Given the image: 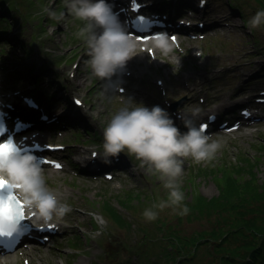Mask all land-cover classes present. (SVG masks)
Listing matches in <instances>:
<instances>
[{
  "label": "rangeland",
  "instance_id": "obj_1",
  "mask_svg": "<svg viewBox=\"0 0 264 264\" xmlns=\"http://www.w3.org/2000/svg\"><path fill=\"white\" fill-rule=\"evenodd\" d=\"M155 1L158 6L154 9L160 12L174 11L176 5L186 9L193 5L192 0ZM204 2L207 4L200 13L196 11L194 22L185 9L178 11L179 19L184 16L188 24L194 25V30L188 28V32L200 34L197 41L192 40L195 35H185L184 40L176 42L178 48L174 45L163 57L154 45L148 50L141 48L139 55L150 62L149 67L145 64V73L134 78L113 77V83L119 86L114 90L92 76L86 62L80 64V68L86 67L84 70L74 66L79 57L89 59L86 44L75 35L83 23L67 15L57 22L42 11L65 10L62 0H0V72L1 84L7 86L4 92L14 88V79L26 85L10 97L22 105V95L34 94L49 112L57 109V125L50 126L64 131L62 135L54 134L61 143L69 142L68 135L79 140L80 145L66 146L68 153L63 152L68 161L65 170L57 175H49V167L44 170L48 186L54 192L63 190L67 204H76L74 211L83 215L76 218L77 223L71 222L69 233H62L48 246L19 249L14 263L8 256H0V264H145V258L150 264H225V255L237 252L242 255L237 254L227 264H259L264 258V243L247 255L240 233L243 229L245 237L264 239V121L236 132L214 131L212 139L219 140L223 147L210 164L197 165L191 158L184 161L179 183L185 194L183 203L189 209L186 216L165 209L155 221H145L143 211L167 199L162 182L126 154L113 158L110 164L102 161L103 129L116 112L133 106L128 104L129 98L148 108H163L188 97L183 114L188 117L193 107L200 111L210 107L227 110L226 100L220 97L224 92L229 101L250 103L258 112H264V105L254 104L252 98L254 92L260 94L264 88V25L252 30L247 25L257 11L264 10V0ZM197 6L200 8V3ZM151 49L159 56L151 54ZM139 72L143 71L139 68ZM197 73L201 78L196 77ZM184 82L195 89L182 90ZM198 89L201 92L193 96ZM238 109L227 111V125L234 123ZM95 118L102 124L100 128L92 125ZM75 124L83 130L81 133ZM47 138L60 142L53 136ZM82 156L90 158L91 166L97 165L94 168H104L96 173L88 171L90 166ZM125 170L127 173L120 175ZM107 172H114V179L105 178ZM217 240L222 241L221 246H215Z\"/></svg>",
  "mask_w": 264,
  "mask_h": 264
},
{
  "label": "clouds",
  "instance_id": "obj_2",
  "mask_svg": "<svg viewBox=\"0 0 264 264\" xmlns=\"http://www.w3.org/2000/svg\"><path fill=\"white\" fill-rule=\"evenodd\" d=\"M62 2L65 10L57 12L43 8L42 11L57 22L63 21L67 15L83 23L75 35L86 44L89 57L86 63L92 76L118 90L119 86L113 83L112 78L136 56V46L112 5L108 0ZM247 25L250 30L264 25V10L257 11ZM159 35L160 38L153 44L163 55H168L171 51L170 37L163 33ZM127 100L133 106L116 112L103 129L102 161L110 164L113 158L126 154L134 157L141 168L162 182L168 193L167 199L146 208L142 213L145 221H155L165 209L186 216L189 209L183 203L185 194L179 183L184 161L191 158L197 165L210 164L222 149V143L206 134L203 125L196 126L199 108L193 107L188 117L182 114V109L178 112L177 119L186 129L181 132L170 114L160 106L148 108L130 98ZM0 180L7 182L33 217L34 223L41 227L61 222L72 211L71 206L61 202L48 186L39 158L32 153L16 151L0 159ZM6 226L13 232L18 230L13 224Z\"/></svg>",
  "mask_w": 264,
  "mask_h": 264
},
{
  "label": "bare ground",
  "instance_id": "obj_3",
  "mask_svg": "<svg viewBox=\"0 0 264 264\" xmlns=\"http://www.w3.org/2000/svg\"><path fill=\"white\" fill-rule=\"evenodd\" d=\"M135 1H137L138 3H141L142 5H143V2H141V1H139V0H135ZM145 2H148L149 0H144ZM192 2H193V7L190 9V15L188 16L190 19H196V16L194 15L195 13H196V11L198 12V13H200L201 11H202V9L206 6V4H207V2H204V0H192ZM200 3V8H198V6H197V4H199ZM156 6V5H155ZM181 9V7H180V5H176L175 6V9H174V11L170 14V15H167L168 17H170V19H172V20H174V21H177L178 20V16L180 15L179 13H178V11ZM224 21V20H223ZM226 22V21H225ZM228 23V22H227ZM180 26H182V24H178V23H176V25H175V27H180ZM187 27H188V24H187ZM178 30V32H180V33H182L183 31L182 30H180V29H177ZM185 33H188L187 31H185ZM20 38H22V36H20ZM157 39H159V38H157ZM157 39H154V40H157ZM197 39H198V37H194L192 40L193 41H197ZM26 40V39H25ZM153 40V41H154ZM20 41H22V39L20 40ZM133 41V40H132ZM152 42V41H151ZM151 42H143L142 40H136V41H134V43H135V46H136V50H135V55L137 56V58L136 59H134V58H132L131 60H129L128 62H127V64H126V67L125 68H127V71L124 73V71L122 70L121 72H118L117 73V75L116 76H119V77H121V76H123V79H126V78H131V77H133L134 78V76H136L137 74L140 76V74H143V73H145V71H144V68H146V66H145V64H147V66L148 65H150V62H144L143 61V57L141 56V55H139V51H140V47H142V46H146L147 44H149V43H151ZM171 44V43H170ZM158 51H155V52H151V54H154L155 55V57H157V56H159V53H157ZM161 54V56L163 57V54L162 53H160ZM81 62L84 64L85 62H86V58H83V57H79L78 58V61H76L75 63H74V66L78 69V71L79 70H84V69H86V67L85 68H80V64H81ZM6 65H8V64H6ZM145 67H144V66ZM9 66V65H8ZM149 67V66H148ZM10 68L13 70V68H12V66H10ZM139 68L143 71V72H139ZM8 69H9V67H8ZM12 70H9V72L11 73V74H13V72H12ZM74 74H75V77H77V71L75 70V72H74ZM201 74H199V73H197V76L196 77H198V76H200ZM0 76H1V78H2V73L0 72ZM115 77V76H114ZM137 77V76H136ZM195 77V78H196ZM199 78H201V76L199 77ZM19 79V78H18ZM20 80V79H19ZM194 82H196V80H193V85H194ZM190 83H191V81H190ZM21 84V83H20ZM83 84H85L84 82H82V85ZM0 85H1V81H0ZM61 85H62V83H61ZM59 86H60V84H59ZM177 86H180V84H177ZM15 88H16V86H15ZM181 89L182 90H184V89H195L194 87H190V86H185V82H184V85H181ZM4 90L5 89H2V87L0 86V97L1 98H7V100L10 102V100H11V97H10V94H11V89H8L9 91H7V92H4ZM200 93L201 91L198 89V90H196V91H194L193 93V96L196 94V93ZM39 94V93H38ZM29 95V94H28ZM202 96H205V95H202ZM221 98H223V99H225L226 100V104L224 105V108H229V107H235V108H238V107H242L241 108V111L242 110H247L248 111V108H250V109H252V110H255V107L253 106V105H251L250 103H248V104H244L243 102H231V101H229V99H227L226 98V95H225V93L224 92H222L221 93V96H220ZM187 98L188 97H183V98H180L179 100H177V101H172V102H170V103H167V104H165L166 106L164 107L163 106V109H165L169 114H170V116H171V118L174 120V121H177V122H179V124H182V122H181V120H179V119H177L176 118V114H178L176 111H180L181 109L183 110V112H182V114H184L185 113V102L187 101ZM262 98L264 99V96H262ZM71 99V98H70ZM26 100H29V101H31V102H35L36 104H37V106L39 107V108H43L40 104H39V101H40V99H38L37 98V96H35L34 94H31V95H29V98H27ZM87 100H89L90 101V99L88 98ZM73 101L78 105V101H77V99H73ZM183 103H184V105H183ZM26 103H22V105L20 104L19 105V107L22 109L23 108V106L25 105ZM26 106H27V104H26ZM94 108H95V104L94 105H92ZM222 111V109H219V112H221ZM85 112H87V111H85ZM175 112H176V114H175ZM21 115L23 116V118H24V120L28 123H33V127L35 126V128L36 129H34V130H30L28 133H27V137L26 138H24V137H21L20 139H19V142H20V145H21V147H23V146H27V145H29L30 143H39L40 145H42V146H45L46 144H48V143H53V141H51V140H49L48 138H47V135L48 134H51V136H53L54 137V140H56V141H60V142H56V143H58V144H61V145H65V144H62L61 142H63V141H61V140H59L54 134H60V135H62L63 133H64V131L63 130H60L58 133H53L52 131H49V130H41L40 129V127H41V125H43V123H42V121H41V119H37L36 120V115H37V109L36 108H34V109H22V111H21ZM44 115V114H43ZM202 115H203V113L201 112V115H200V117H202ZM249 115H255V114H249ZM200 117H196L195 118V123H196V121L200 118ZM240 117H241V112H240V115L239 114H237L236 115V119H235V121H234V125L235 126H237V129H243V127L244 126H248V124H249V121H244V120H242V119H240ZM98 118V117H97ZM100 119V118H99ZM48 125H52V123H50L49 121H45ZM81 124H83V126L84 127H88V124L85 122L84 123V121L83 120H80L79 121ZM92 125L94 126V127H97V128H100L101 126H102V124L95 118L94 120H93V122H92ZM75 127H76V129H77V125L75 124ZM80 127V126H79ZM81 128V127H80ZM79 129V128H78ZM77 129V130H78ZM81 129H83V128H81ZM83 130H78L77 132L78 133H81ZM68 138L70 139L69 140V142L67 143L70 147H75L76 145H80V143H78L79 142V140L77 141V140H75L74 139V136H71V135H68ZM32 154H34V155H36L38 158H39V156H44L43 154H44V152L43 151H38V152H36V153H32ZM45 156H48L46 153H45ZM94 156V155H93ZM96 156V155H95ZM56 159H59V158H57L56 156H54ZM82 158L84 159V163H87L88 162V166H90L89 167V169H88V171H92L91 170V168H94V167H97V165H95V166H91V159L90 158H88V157H83L82 156ZM96 158V157H95ZM40 160L41 161H43V160H45V158H41L40 157ZM46 160L47 161H43V166L44 165H51V163H49V161H51L52 159L50 158V157H48V158H46ZM93 161H95V162H97L96 160H93ZM104 163V162H103ZM102 164H99V166H101ZM43 169H45V168H43ZM132 169H135L134 167H132ZM127 171L128 170H125V171H123V172H121L120 173V175H122V174H124V173H127ZM44 172L46 173V170H44ZM60 172H62L61 170H57L56 168H52V170H49V175H57V174H59ZM64 191L63 190H60V191H58V192H55V194L57 195V197H58V199L61 201V202H63V203H67V199L65 198V195H64ZM22 202V201H21ZM23 203V202H22ZM69 205V204H68ZM75 205L76 204H72V206H71V208H72V211L65 217V218H69V220L67 221V222H65V221H61V222H59V223H53V225L56 227V228H58V229H62V226L64 227V229H65V234H67V232L69 233V231L72 229V224H71V222H74V223H77L78 222V220L76 221V218L78 217V218H82L83 217V215H81V214H79V213H77V212H75L74 210L76 209L75 208ZM263 209H264V207H263ZM25 218L27 219V220H29V221H33V217L28 213V211H27V209L25 208ZM66 224V225H65ZM74 225V224H73ZM67 231V232H66ZM31 249V248H30ZM17 251V248L14 250V252L12 253V254H9V255H7L9 258V260H12V262L14 263L15 261H13V259H16V255L14 256V253ZM14 256V257H13ZM13 257V258H12ZM9 260H6V263H8V261ZM32 260V259H31Z\"/></svg>",
  "mask_w": 264,
  "mask_h": 264
},
{
  "label": "snow or ice",
  "instance_id": "obj_4",
  "mask_svg": "<svg viewBox=\"0 0 264 264\" xmlns=\"http://www.w3.org/2000/svg\"><path fill=\"white\" fill-rule=\"evenodd\" d=\"M175 40V38H172ZM79 103V102H77ZM206 128V126H205ZM18 149L12 143H0V159L6 158L12 152ZM57 168L60 165H56ZM9 190L6 196L0 197V235L11 236L13 233L10 230H5L6 224H16L25 218V206L18 197L11 191L12 188L6 181L0 180V193Z\"/></svg>",
  "mask_w": 264,
  "mask_h": 264
},
{
  "label": "trees",
  "instance_id": "obj_5",
  "mask_svg": "<svg viewBox=\"0 0 264 264\" xmlns=\"http://www.w3.org/2000/svg\"><path fill=\"white\" fill-rule=\"evenodd\" d=\"M243 1V0H242ZM14 5H15V3H14ZM13 5V6H14ZM9 6V5H8ZM14 7H18L17 5H15ZM21 17V16H20ZM27 19H29V17H28V15H27V17H26ZM21 21H23V17H21ZM2 32H4V31H2ZM23 48H24V45H23ZM224 172L225 171H222V172H220L221 173V179H223V177L225 176L224 175ZM236 172V170H230V173H235ZM227 175H231V174H229V172H227ZM108 211H109V209H108ZM109 213V212H108ZM249 226H251V229H252V223H250V224H248ZM240 233L242 234V237H243V241H244V244H243V247L245 248V250H247V252H248V254L247 255H250V254H252V253H254L255 252V249H256V246L257 245H259V247L261 246V243H264V239L263 240H261V239H259V238H252V237H245L244 235L246 234L245 233V231L242 229L241 231H240ZM262 241V242H261ZM222 245V241L221 240H217L216 241V243H215V246H221ZM174 246H176V244L174 245ZM258 247V248H259ZM173 248H175V247H173ZM231 250V249H230ZM192 251H190V253H191ZM237 254H239L238 252H237ZM231 255L230 253H228L227 255H225L226 256V259H222V261L225 263V264H227L230 260H232V259H234V257H236V256H238V255ZM239 255H242V254H239ZM246 255V256H247ZM144 261H146V263L145 264H150V262H149V260L147 259V258H145V260ZM152 264H157V263H152ZM158 264H161V263H158ZM259 264H264V258L262 259V260H260L259 261Z\"/></svg>",
  "mask_w": 264,
  "mask_h": 264
}]
</instances>
